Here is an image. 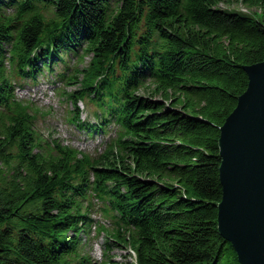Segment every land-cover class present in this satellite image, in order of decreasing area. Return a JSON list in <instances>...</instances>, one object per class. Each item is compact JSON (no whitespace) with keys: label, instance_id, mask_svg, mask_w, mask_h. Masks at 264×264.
Wrapping results in <instances>:
<instances>
[{"label":"trees","instance_id":"obj_1","mask_svg":"<svg viewBox=\"0 0 264 264\" xmlns=\"http://www.w3.org/2000/svg\"><path fill=\"white\" fill-rule=\"evenodd\" d=\"M238 2L254 12L219 7ZM263 61L264 0H0V264H94V198L135 264H240L218 231L220 128ZM45 72L78 84V129L113 127L103 152L36 128L17 89Z\"/></svg>","mask_w":264,"mask_h":264},{"label":"water","instance_id":"obj_2","mask_svg":"<svg viewBox=\"0 0 264 264\" xmlns=\"http://www.w3.org/2000/svg\"><path fill=\"white\" fill-rule=\"evenodd\" d=\"M244 69L247 89L220 128L218 231L240 264H264V61Z\"/></svg>","mask_w":264,"mask_h":264},{"label":"rangeland","instance_id":"obj_3","mask_svg":"<svg viewBox=\"0 0 264 264\" xmlns=\"http://www.w3.org/2000/svg\"><path fill=\"white\" fill-rule=\"evenodd\" d=\"M221 8H228L230 11H238L244 13H251L254 10H249L241 3H235L231 6L220 4ZM248 11V12H247ZM69 57V56H68ZM71 58V67L75 66L77 62L76 57ZM91 56H86L79 68L87 67L90 63ZM55 71H62L63 68L60 65L55 66ZM55 78L50 73L45 72L44 75H40L37 83L27 82V86L23 89H18L19 99L25 102H31L34 106L39 108L38 120L36 122V128L46 137L53 134L55 138H58L66 145H71L81 151L96 154L97 152H103L105 148V142L110 135H113V127L110 128V133L104 135L103 133H96L92 136H88L85 130L78 129L75 124L71 123L69 117L71 111L74 110V106L67 98V93L73 91L78 87V84L66 86L64 83L53 85ZM52 82V83H51ZM31 83V84H30ZM57 89L59 91H57ZM142 95L150 96L151 92L141 91ZM80 111L82 113V120H89L91 123L95 122L93 111L95 110L92 105L79 104ZM92 217L98 224H104L110 226L111 219L103 215L100 206H94L92 210ZM83 241L88 239L86 234L82 235ZM90 239L87 240V246L85 251L89 254L94 264H100L102 261H107L110 264H135V255L128 248L112 243V248L106 247V236L101 234L96 235L94 228L91 231Z\"/></svg>","mask_w":264,"mask_h":264},{"label":"bare ground","instance_id":"obj_4","mask_svg":"<svg viewBox=\"0 0 264 264\" xmlns=\"http://www.w3.org/2000/svg\"><path fill=\"white\" fill-rule=\"evenodd\" d=\"M248 12V11H247Z\"/></svg>","mask_w":264,"mask_h":264}]
</instances>
